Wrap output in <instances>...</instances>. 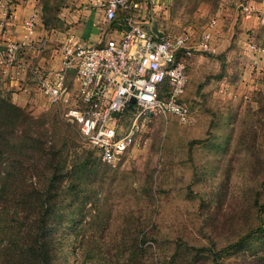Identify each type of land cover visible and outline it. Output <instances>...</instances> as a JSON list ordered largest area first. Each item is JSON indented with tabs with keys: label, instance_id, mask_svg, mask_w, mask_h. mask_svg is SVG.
<instances>
[{
	"label": "rangeland",
	"instance_id": "rangeland-1",
	"mask_svg": "<svg viewBox=\"0 0 264 264\" xmlns=\"http://www.w3.org/2000/svg\"><path fill=\"white\" fill-rule=\"evenodd\" d=\"M225 1L144 0L143 18L167 35L187 30L196 40L213 19L216 25ZM17 7L28 9L23 20L31 12L37 14L36 33L32 49H20L16 63L0 61V96L13 102L6 69L19 64L15 74L23 72L25 79L19 81L29 79L33 89L23 104L13 103L32 120L34 133L28 131V123L23 127L11 120L4 125L0 115V264H11L1 253L14 228L21 227L18 216L23 207L10 200L11 191L36 194L43 190L48 181L42 170L40 141L49 145L65 139L58 130L44 132L36 126L44 118H55L57 126L64 120L63 107L49 104L37 90V76L57 67L63 42L78 26L85 31L81 33L85 41L89 33L91 37L97 33L103 40L117 26L116 21H104L98 5L90 0H0L1 36L3 18ZM87 10L94 20L87 17ZM251 36L254 39L256 34L235 30L227 36L230 43L221 41L219 48L218 37L213 52L194 50L183 55L188 76L183 100L193 122L182 124L170 115L140 121L143 125L137 140L115 167L102 162L71 123L68 144L75 141L92 150L95 165L75 184L72 172L61 179L59 189L63 191L56 203L67 211L59 217L64 227L58 229L55 241L60 238L65 246L62 254L71 259L70 251L77 252L76 241L85 238L97 255L117 256L130 251L134 238L143 235L145 256L160 255L163 264H207L212 252L250 233L264 220V90L248 87L244 79L245 64L253 72V60L259 66L264 55L256 59L259 55L252 45L260 43ZM239 40L241 45L246 42L245 47L236 48ZM234 46L228 57V49L234 50ZM20 59H31L35 74ZM68 83L73 88L72 75ZM71 156L69 150L68 158ZM263 246L261 234L252 236L244 248L250 254Z\"/></svg>",
	"mask_w": 264,
	"mask_h": 264
},
{
	"label": "built area",
	"instance_id": "built-area-1",
	"mask_svg": "<svg viewBox=\"0 0 264 264\" xmlns=\"http://www.w3.org/2000/svg\"><path fill=\"white\" fill-rule=\"evenodd\" d=\"M91 2L101 8L104 21L119 20L111 30L114 35L96 43L69 36L62 44L57 67L38 74L36 88L49 104L61 105V118L76 125L82 139L102 162L115 167L137 140L143 125L140 121L154 115H170L182 124L193 122L191 110L183 100L188 76L182 56L191 55L194 50H215L211 29L215 20L196 40L187 30L173 36L163 33L158 38L138 13L136 0ZM241 8L245 13L251 11L246 4ZM36 22V15L30 14L22 22L21 40L3 43L2 63H16L22 47L32 49ZM254 45L259 60L264 46ZM24 65L35 72L31 59L25 60ZM71 75L73 88L68 83ZM32 89L28 84L22 87L28 96Z\"/></svg>",
	"mask_w": 264,
	"mask_h": 264
},
{
	"label": "trees",
	"instance_id": "trees-1",
	"mask_svg": "<svg viewBox=\"0 0 264 264\" xmlns=\"http://www.w3.org/2000/svg\"><path fill=\"white\" fill-rule=\"evenodd\" d=\"M0 115L4 125H8L7 122L9 123L11 120L19 122L23 127L28 123V131L34 133L32 120L22 107L13 103L9 98L0 96ZM56 123L55 118L51 117L42 119L36 125L44 132L50 128H53L54 131L58 130L57 134L61 136L60 138L65 139L60 143L56 140L49 145L46 144V141H40V156H44L42 170L45 171L46 181H48L43 190L36 194L11 191L10 200L13 199L15 206L23 207L22 215L18 216L21 227L14 228L10 234V243L3 248L4 252L1 253V257H7L11 264H163L160 255H157L156 258L145 256L143 244L146 238L143 235L140 238H134L130 251L121 252L122 254L117 256L107 253L97 255L93 251L95 248L90 247V244L87 243L88 239L85 238H79L76 241L74 247L77 248V252L70 251L73 255L71 259L67 257V253L62 254L65 246L61 244L60 238H58V242L55 241L58 229L64 227L61 225L63 222L59 220V217L63 215L62 211L65 213L67 211L65 206L61 204L59 206L56 203L57 197L63 191L59 189L62 187L59 186L61 179L66 175L70 176L72 172L73 177L76 174L75 180L72 181L75 184V181L80 180L85 171L92 169L95 159L92 150L82 148L75 141L68 144L67 140L71 138L73 132L70 122L63 120L60 126H57ZM69 150L72 153L70 159L68 158ZM259 212L261 213V211ZM70 213L71 211H68L67 216H70ZM55 216H57V220H55ZM261 234H264V220H260L250 233L241 235L234 242L212 252L207 264H264V246L259 252L250 254H247L244 248L252 236ZM125 247H128L127 244ZM230 252H234V255L229 256ZM60 258L62 263L59 262Z\"/></svg>",
	"mask_w": 264,
	"mask_h": 264
},
{
	"label": "crops",
	"instance_id": "crops-1",
	"mask_svg": "<svg viewBox=\"0 0 264 264\" xmlns=\"http://www.w3.org/2000/svg\"><path fill=\"white\" fill-rule=\"evenodd\" d=\"M91 1L92 0H90V2ZM136 1L139 3L138 13L141 16H143L144 11H145L144 0H136ZM245 4L250 7V9H251L250 13H245L242 10L241 6H243ZM18 7H19V5H18ZM18 7L16 8V11L13 12L12 15H9V17H7V18H3V26L5 27V30H4V34L2 36L0 35V42L2 41L1 43H4L6 40H17L19 37H20L19 40H21V38H22V33H21L22 21H23L22 17H23V15L26 14L28 9L25 10V8H23V7H20V9H19ZM98 9L101 12V17H103V12L99 6H98ZM97 11H95V12H97ZM90 12H91L90 10H87V17L92 18V20H94V17L91 16ZM32 13L36 14L35 12H31V13H29V15ZM36 16H37V14H36ZM217 19H218V21H216V25H214L215 27L214 26H213L214 28L212 27L213 33H214V39H213L214 45H215V43L217 44L218 37L219 38L221 37L220 38V44H221V41H224V40L227 41L228 43H230V39H228L227 36L231 37V34L235 30H237L238 32H241V33H245L247 31L249 33L256 34L254 39H256V41L258 43H260L259 46H264V0H226L225 3L223 4V7H220V9L218 11V18ZM117 21H119V20L117 19ZM94 23L95 22L93 21V24ZM78 27L73 30V34L81 42L96 43L99 40H101V38H99L97 33H94L95 37H91V35L89 33L86 35L88 39L85 41L81 37V35L85 31L81 27H79V28ZM111 30L109 31L108 35H114V33L111 32ZM223 36H225V38ZM92 38H95V39L90 40ZM244 38L245 37H243V39ZM254 39H252V36H251V40H254ZM227 42H225V43H227ZM240 42H241V40L236 42V48L237 49L241 46L245 47L244 44L246 42H243V45H241ZM220 44L218 43L217 48L222 46V44L221 45ZM232 48L234 50H231L229 48L227 51L228 57L231 56V54L235 51V46ZM21 49L25 50L26 47H22ZM20 60H22L21 62H23L24 59H20ZM57 65H58V63H57ZM0 66L2 67V64H0ZM255 66H256L255 70L252 72L251 67L248 68V63L245 64V70H244V72H245V75H244L245 76V78H244L245 84H247L248 87L253 86V87H257L259 89L264 90V58L260 62L259 66H257V65H255ZM6 70H7V72H6V78L7 79L6 80H7V82H8V80H9V82L11 81V83H12V86L9 87V89L11 91L10 94H11L12 100H13V102H15L19 105L23 104L24 101H26L27 97H29V96L26 95L22 91V87L26 84L30 85V83H29L30 81H29V79L24 80V82L19 81L20 78H24V75H23V72H20L19 73L20 75L15 74V70H16L15 65L11 66V67H7ZM257 75H259L258 78H257ZM252 82H254V83H252Z\"/></svg>",
	"mask_w": 264,
	"mask_h": 264
},
{
	"label": "water",
	"instance_id": "water-1",
	"mask_svg": "<svg viewBox=\"0 0 264 264\" xmlns=\"http://www.w3.org/2000/svg\"><path fill=\"white\" fill-rule=\"evenodd\" d=\"M150 27V30L158 37V38H161L163 37V32L157 27V25L155 23L149 25ZM130 101L131 102H134L135 101V98L134 97H131L130 98Z\"/></svg>",
	"mask_w": 264,
	"mask_h": 264
}]
</instances>
